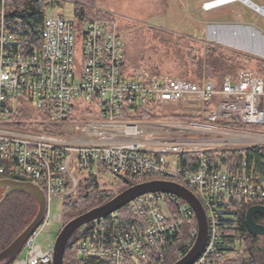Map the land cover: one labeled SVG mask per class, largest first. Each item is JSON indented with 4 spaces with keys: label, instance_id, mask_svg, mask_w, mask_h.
Masks as SVG:
<instances>
[{
    "label": "built area",
    "instance_id": "obj_1",
    "mask_svg": "<svg viewBox=\"0 0 264 264\" xmlns=\"http://www.w3.org/2000/svg\"><path fill=\"white\" fill-rule=\"evenodd\" d=\"M221 1L227 0L203 8L212 10ZM236 1L242 0L228 2ZM48 9L41 48L24 56L14 49L5 0H0V174L31 182L47 197L41 225L11 264L53 263L54 246L38 243L39 236L62 222V215L52 213L53 197L61 196L63 206L77 192L80 175L91 172L110 173L114 183L119 177L134 182L155 178L191 190L208 221L205 246L193 264H221L240 248L238 241L223 237L222 208L231 198L264 202V170L246 158L231 170L220 160L211 166L208 153L218 151L213 147L221 139L212 137L221 134L232 138L225 148L241 146L249 137L264 143V132L234 127L264 125V77L244 70L235 78L227 76L218 87L212 80L196 83L151 76L143 69L127 72L125 44L114 20L88 22L79 30L74 15L66 17L60 9L50 16ZM31 111L38 116L30 117ZM138 111L172 118H137ZM161 124L168 127L165 135H158ZM184 154L196 155L193 170L180 167ZM127 206L138 223L110 237L104 236L106 218L94 222L88 235L84 228L90 224L83 227L76 243L80 257L103 258L110 264H160L181 230L195 222L175 254L181 259L192 249L197 218L182 198L148 193Z\"/></svg>",
    "mask_w": 264,
    "mask_h": 264
},
{
    "label": "trees",
    "instance_id": "obj_2",
    "mask_svg": "<svg viewBox=\"0 0 264 264\" xmlns=\"http://www.w3.org/2000/svg\"><path fill=\"white\" fill-rule=\"evenodd\" d=\"M65 1H71L75 5L74 16L79 30H82L88 22L112 20L107 13L95 9L98 0H5L6 26L14 37V49L18 50V52L24 56H31L36 50H39L42 45L41 32L46 17V9L49 7H56L55 5L64 3ZM232 62L233 60L231 58H226L225 56L215 57L214 54L211 53L207 62H200L195 72V75L200 77L193 81L199 83L200 81L205 82L212 80L217 84H222L227 76L235 78L238 72L244 70H251L255 74L264 77V64L261 72L249 68H241L233 74L227 75L231 70L235 69L230 65ZM127 63L125 46L124 69L127 72L143 69L151 76L161 75V73L155 72V68L154 70H147L146 68H137L134 66L130 68ZM201 63L205 65L203 71ZM175 78L183 80V78L180 77ZM127 115L126 112L125 117H127ZM135 117L156 119L172 118V116L165 114L151 116L139 111L136 112ZM173 117L179 118V116ZM234 127L248 131L264 132V125L234 124ZM208 157L211 166L215 167L220 160L221 163L231 170L239 165L243 158H246L249 164L255 163L259 170H264V145H256L239 150L227 149L221 152H209ZM179 161L182 169L193 170L197 166L195 154L181 155ZM2 179H7V177L0 174V180ZM150 180H155V178H151ZM141 182L142 181L134 182L126 177H119L116 184H119V188H121L119 193H121L129 187ZM79 185L76 198L65 202L62 206L63 226L72 219L107 203L116 196L113 195L110 190L100 188L97 182V175L92 172L89 174V177L83 179ZM2 198L3 195H1L0 199L2 200ZM253 205H264V202H251L246 204L237 198H231L224 204L222 208L223 213H225L223 237L230 242L238 241L240 248L234 251V253L227 257L221 264H264V237L253 236L246 226V213ZM18 213L19 216H17ZM37 213V201L32 196L25 193H12L0 203V252L7 248L24 232L33 222ZM112 219H114V221H112ZM138 219V217L132 214L129 207L126 206L106 218L104 221L106 226L104 236L110 237L123 234L131 226L136 225ZM254 220L258 224L264 225V216L256 215ZM94 226L95 224L92 223L84 228V233L88 235ZM190 226H195V222ZM190 226L187 225L181 230L180 239H178V237L174 239L175 242L173 245L169 246V250L165 254L163 260H159L160 264H174L179 260L175 254V249L181 246V240L187 238ZM80 232V230L77 231L70 239L65 253L64 264H110V261L107 259L80 257L77 254L76 243ZM130 263L133 262L130 261Z\"/></svg>",
    "mask_w": 264,
    "mask_h": 264
},
{
    "label": "rangeland",
    "instance_id": "obj_3",
    "mask_svg": "<svg viewBox=\"0 0 264 264\" xmlns=\"http://www.w3.org/2000/svg\"><path fill=\"white\" fill-rule=\"evenodd\" d=\"M212 1L214 0L209 2ZM236 2L239 3L238 6H218L206 11L203 6H177L171 0H98L95 9L107 13L115 21L120 37L125 42L127 64L130 68L133 66L147 70L155 68V72L161 75L193 81L200 77L195 75L200 62H207L211 53L215 57L225 56L233 60L230 65L235 69L227 75L241 68L259 72L263 70L264 15L244 1ZM250 2L264 6V0H250ZM58 7L64 10L66 17L74 15V6L71 2ZM57 12L58 8L47 10L50 16H54ZM81 48V39H78L77 52H81L79 51ZM201 65L203 71L205 65L202 63ZM220 86L219 83L218 87ZM28 113L33 118L38 116L33 111ZM157 130L158 135H165L168 127H163L161 124ZM234 136L241 138L238 135ZM201 138L207 137L203 135ZM212 138L221 139L213 147L218 148L217 152L264 144L256 142L257 139L254 137H249L248 142L241 146L225 148L224 144L232 142L230 136L221 134ZM80 176L81 179H85L89 177V173ZM114 181L115 178L110 173L97 175L100 188H106L113 195H117L121 188ZM3 192L0 191V198ZM76 195L77 193L74 194L73 199ZM61 201V196L53 197L54 215H62ZM62 228L63 222L53 225L49 233L39 236L38 243L46 248L51 242H55Z\"/></svg>",
    "mask_w": 264,
    "mask_h": 264
},
{
    "label": "water",
    "instance_id": "obj_4",
    "mask_svg": "<svg viewBox=\"0 0 264 264\" xmlns=\"http://www.w3.org/2000/svg\"><path fill=\"white\" fill-rule=\"evenodd\" d=\"M4 189V201L12 193H25L38 203V213L33 222L7 248L0 252V264H11L21 254L27 240L41 225L47 211V197L44 190L31 183L11 179L0 180V190ZM148 193L172 194L182 198L194 210L197 218L198 235L192 249L174 264H193L203 250L207 235L208 221L204 207L191 190L185 186L167 180H149L138 183L117 194L107 203L95 207L65 224L54 243V260L52 264H64L67 245L72 236L83 227L105 219L126 207L131 201ZM0 202V203H1ZM264 216V206H251L246 213V226L253 236L264 237V225L258 224L254 217Z\"/></svg>",
    "mask_w": 264,
    "mask_h": 264
},
{
    "label": "crops",
    "instance_id": "obj_5",
    "mask_svg": "<svg viewBox=\"0 0 264 264\" xmlns=\"http://www.w3.org/2000/svg\"><path fill=\"white\" fill-rule=\"evenodd\" d=\"M171 1L173 3H175V4H177V6H180V5H185V6H203L205 3H207V2H209L211 0H171ZM68 2H71V1H65L64 3H60V4L55 5V6H65V4H67ZM71 3L73 4V6H75L73 2H71ZM251 3L254 6L258 7V8H261L263 10V12H264V6H260V5L254 4L253 2H251ZM238 5H239L238 2H229V3H225V4H220L218 6H238ZM58 11H60V9ZM1 190H3V189H1ZM49 242H50V239H49ZM54 243L55 242H51L47 247L54 246Z\"/></svg>",
    "mask_w": 264,
    "mask_h": 264
},
{
    "label": "bare ground",
    "instance_id": "obj_6",
    "mask_svg": "<svg viewBox=\"0 0 264 264\" xmlns=\"http://www.w3.org/2000/svg\"><path fill=\"white\" fill-rule=\"evenodd\" d=\"M228 1H230V0L221 1L220 4L229 3ZM242 1H244L246 4L251 5L253 8L257 9L258 12H260L262 15H264L263 10H261V8H258V7L254 6V5H252V3L250 2V0H242ZM220 4H215V6L218 7V5H220Z\"/></svg>",
    "mask_w": 264,
    "mask_h": 264
}]
</instances>
